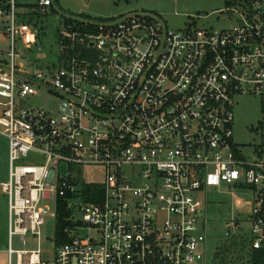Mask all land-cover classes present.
<instances>
[{"label":"built area","instance_id":"built-area-1","mask_svg":"<svg viewBox=\"0 0 264 264\" xmlns=\"http://www.w3.org/2000/svg\"><path fill=\"white\" fill-rule=\"evenodd\" d=\"M57 0H0L12 45L0 59V134L9 140V264H204L196 195L234 188L245 199L253 249L264 247V0H240L220 31L170 30L147 12L95 21L63 15L53 64L17 49L19 11L59 12ZM26 61V64L24 63ZM44 90L52 108L23 107ZM257 97L260 141L234 140L239 98ZM100 167L99 202L83 191ZM55 199V212L48 201ZM64 201L69 240L43 257L44 218ZM31 233L39 249L15 251Z\"/></svg>","mask_w":264,"mask_h":264},{"label":"rangeland","instance_id":"rangeland-1","mask_svg":"<svg viewBox=\"0 0 264 264\" xmlns=\"http://www.w3.org/2000/svg\"><path fill=\"white\" fill-rule=\"evenodd\" d=\"M32 2L33 0H29ZM240 0H57L59 12L49 16H41L34 10L19 11L17 28V49L39 66H51L58 53L57 37L64 32L63 15H76L95 21L117 18L128 13L147 12L160 16L170 30H185L189 27L220 31L231 28L240 18ZM7 23L0 24V59H7L12 45L11 35L6 32ZM26 64V61H24ZM59 99L44 90L23 100V107L52 108ZM263 108L257 97L239 98L234 109V140L245 147H254L260 141L256 129L263 120ZM82 176L84 181L102 183L104 174L100 167H85ZM9 177V140L0 134V185ZM203 214V233L205 241L204 264H223L227 258L234 259L237 264H246L250 244V222L246 219V206H239L245 199L240 191L223 187L219 191H206L196 195ZM51 213L55 212V199L48 201ZM58 218L46 216L41 230L40 250L43 257L54 251L57 240ZM26 244H22L17 236L12 238L15 251H33L39 249L38 242L31 233L26 235ZM246 240V245L235 250L233 243ZM9 248V215L8 197L0 186V264H9L7 250ZM236 252H233L234 250ZM233 250V251H232ZM218 260L216 259L217 253ZM16 264V255L13 256Z\"/></svg>","mask_w":264,"mask_h":264},{"label":"trees","instance_id":"trees-1","mask_svg":"<svg viewBox=\"0 0 264 264\" xmlns=\"http://www.w3.org/2000/svg\"><path fill=\"white\" fill-rule=\"evenodd\" d=\"M83 191H85V193L87 192L88 198L87 201L88 202H99L103 196V190H102V186L101 185H87L84 184V186L82 187ZM61 205L59 207V223L57 226V240L56 243L57 244H65L68 242L69 238L67 236V234L64 232V230L70 225V223L67 221V218L70 217V213L68 211L65 210V207L63 203H65L64 201L60 202ZM241 243H233L234 249L238 250V249H242L245 245H246V240H241ZM233 249V250H234ZM232 250V251H233ZM233 252H236V251ZM220 253H217L216 259L218 260V255H220ZM247 261L246 264H264V247L260 248V249H253V248H249L248 251V256H247ZM219 264H223V261L220 260L218 261ZM225 264H237V261L234 259H229V257L227 258V261H225Z\"/></svg>","mask_w":264,"mask_h":264},{"label":"crops","instance_id":"crops-1","mask_svg":"<svg viewBox=\"0 0 264 264\" xmlns=\"http://www.w3.org/2000/svg\"><path fill=\"white\" fill-rule=\"evenodd\" d=\"M7 254H8V250H7Z\"/></svg>","mask_w":264,"mask_h":264}]
</instances>
